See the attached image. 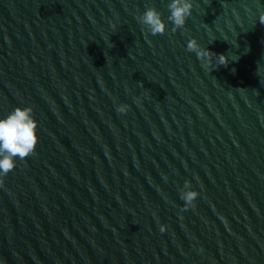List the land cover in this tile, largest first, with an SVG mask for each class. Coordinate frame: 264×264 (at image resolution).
I'll use <instances>...</instances> for the list:
<instances>
[{
    "label": "water",
    "instance_id": "obj_1",
    "mask_svg": "<svg viewBox=\"0 0 264 264\" xmlns=\"http://www.w3.org/2000/svg\"><path fill=\"white\" fill-rule=\"evenodd\" d=\"M169 3L0 0V118L31 106L39 138L0 264H264V0H193L175 32Z\"/></svg>",
    "mask_w": 264,
    "mask_h": 264
},
{
    "label": "clouds",
    "instance_id": "obj_2",
    "mask_svg": "<svg viewBox=\"0 0 264 264\" xmlns=\"http://www.w3.org/2000/svg\"><path fill=\"white\" fill-rule=\"evenodd\" d=\"M168 9L170 12L168 20L172 22V31L175 32L177 29L184 28L186 20L191 16L193 0H170ZM138 21L152 35H163L166 31L162 13L154 6L147 7L138 17ZM260 23H264V17L260 19ZM187 50L195 52L199 59L208 58V63H211V57H209L211 51L202 49L196 39L188 41ZM116 111L119 114H124L128 111V105L120 104ZM37 127L38 122L34 119L31 106L16 107L6 118H0V186L4 184V177L15 169L16 158L24 160L35 154L39 139ZM198 196L199 193L192 190L191 181L186 180L180 191V198L185 202L182 211H186L190 207L194 208ZM159 230L163 233L167 230V226L161 224Z\"/></svg>",
    "mask_w": 264,
    "mask_h": 264
}]
</instances>
